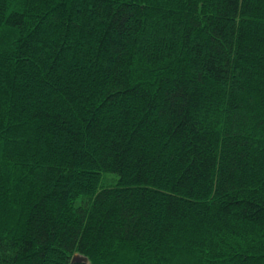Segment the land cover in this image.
I'll use <instances>...</instances> for the list:
<instances>
[{
  "label": "trees",
  "instance_id": "1",
  "mask_svg": "<svg viewBox=\"0 0 264 264\" xmlns=\"http://www.w3.org/2000/svg\"><path fill=\"white\" fill-rule=\"evenodd\" d=\"M0 264H264V0H0Z\"/></svg>",
  "mask_w": 264,
  "mask_h": 264
},
{
  "label": "bare ground",
  "instance_id": "2",
  "mask_svg": "<svg viewBox=\"0 0 264 264\" xmlns=\"http://www.w3.org/2000/svg\"><path fill=\"white\" fill-rule=\"evenodd\" d=\"M72 261H77V262H88V258L86 256L80 255L79 253H75L72 257Z\"/></svg>",
  "mask_w": 264,
  "mask_h": 264
},
{
  "label": "rangeland",
  "instance_id": "3",
  "mask_svg": "<svg viewBox=\"0 0 264 264\" xmlns=\"http://www.w3.org/2000/svg\"><path fill=\"white\" fill-rule=\"evenodd\" d=\"M110 183H112V179L108 177L107 180H106V182H105V184H110Z\"/></svg>",
  "mask_w": 264,
  "mask_h": 264
}]
</instances>
